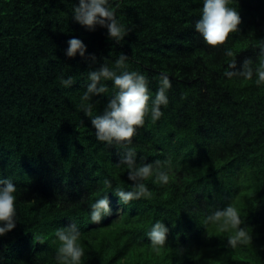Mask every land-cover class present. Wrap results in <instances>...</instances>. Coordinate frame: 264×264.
I'll return each mask as SVG.
<instances>
[{"label":"trees","instance_id":"1","mask_svg":"<svg viewBox=\"0 0 264 264\" xmlns=\"http://www.w3.org/2000/svg\"><path fill=\"white\" fill-rule=\"evenodd\" d=\"M110 2L130 30L120 44L107 29L89 31L72 19L78 0H0V178L17 189V223L0 236V264H59L55 231L71 223L81 232V264H264V86H255V76L224 75L225 49L236 54L234 70L246 59L257 66L264 0H230L240 30L217 48L194 28L203 0ZM73 37L96 63L66 56ZM120 53L129 56L128 71L148 79L153 98L161 73L172 85L163 116L153 122L149 114L129 145L137 166L170 160L169 183L151 177V196L127 205L113 193L133 183L118 165L124 150L99 141L80 107L88 72L114 68ZM68 76L75 83L64 87ZM104 83L105 96L84 102L93 104V116L115 91ZM105 192L111 215L94 224L91 205ZM229 203L241 210L251 244L230 248L229 233L205 225ZM156 221L169 229L159 251L147 237Z\"/></svg>","mask_w":264,"mask_h":264},{"label":"clouds","instance_id":"2","mask_svg":"<svg viewBox=\"0 0 264 264\" xmlns=\"http://www.w3.org/2000/svg\"><path fill=\"white\" fill-rule=\"evenodd\" d=\"M230 0H203L201 18L195 22L194 28L204 42L217 48L227 43L233 33L239 32L241 17L236 8L230 7ZM110 0H78L73 8L72 19L84 26L89 31H95L96 27L107 29L108 38L120 44L129 34L130 30L123 25L116 17V8ZM68 48L66 56L74 58L79 54L91 63H96L95 54L85 57L86 45L78 38H71L67 41ZM260 51L258 64L253 69L252 60L246 59L243 62L242 70L236 71V54L229 48L225 49V55L231 58L224 75L231 79L234 76L243 77L245 80H253L257 87L264 86V41H258ZM129 56L120 53L115 61L114 68L102 64L98 69L88 72L86 91L81 96V110L90 118L91 125L95 129L96 138L109 145L119 144L124 150L118 165H126L128 168V180L133 182L129 190L117 187L114 194L119 202L127 205L132 201L142 198H149L151 192L145 181L155 176L156 182L161 184L169 183V172L171 161L155 160L151 163H143L137 166V153L129 145L137 134V129L145 124V118L150 114L153 122L158 121L162 116V106L169 103L168 91L171 89V80L167 74L159 76V87L154 98L150 94L148 79L137 71H128L127 61ZM105 81H111L115 89L108 100L102 114L93 116V104L84 103L91 101L93 97L105 96L109 92ZM75 83L72 76L61 79L64 87H70ZM105 188H112V181L104 179ZM17 189L11 179L0 178V236L12 231L16 227V193ZM105 192L91 205L90 220L94 224H100L104 217L111 215L112 209ZM205 225H216L221 233H229L226 237L227 246L235 249L238 245L252 243V234L245 225V218L241 217V210L229 203L223 208H217L206 216ZM242 225H244L242 227ZM169 229L161 221H156L147 232L151 246L159 251L167 244ZM55 237L59 241L56 259L59 264H81L85 249L80 244L81 232L75 223L67 227L58 228ZM36 242L43 244V237L36 239ZM182 252V250H178Z\"/></svg>","mask_w":264,"mask_h":264}]
</instances>
